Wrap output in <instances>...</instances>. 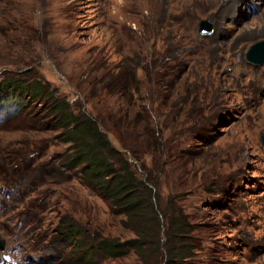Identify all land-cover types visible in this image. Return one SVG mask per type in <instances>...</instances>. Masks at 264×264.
I'll return each mask as SVG.
<instances>
[{
	"label": "rangeland",
	"instance_id": "374dc122",
	"mask_svg": "<svg viewBox=\"0 0 264 264\" xmlns=\"http://www.w3.org/2000/svg\"><path fill=\"white\" fill-rule=\"evenodd\" d=\"M23 17L33 37L17 28ZM202 18L211 21L210 32H199ZM0 19H6L0 21L4 26L15 25L16 39L28 40L29 50L22 53L32 50V71L58 96L103 118L108 106L121 105L105 87L118 71L110 63L135 65L141 77L145 70L136 68L137 55L145 47L161 53L160 60L176 59L180 80L210 94V107L220 117L209 137L182 157L186 164H171L162 175L168 184L162 185L163 194L179 195L191 214L196 264H264V62L246 57L250 44L264 38V0H0ZM4 40L0 37V45ZM10 56L4 62H21ZM149 56L142 60L148 63ZM8 72L24 77L22 66H0V78ZM143 89L144 97L155 93L148 81ZM38 100L0 102V264H81L63 255L71 246L59 232L62 220L84 226L92 219L113 238L133 233L71 173L53 171L66 144L55 137L57 130L37 126L35 111L45 112ZM107 135L126 151L114 134ZM146 159L150 162V155ZM201 173L205 181L199 184ZM136 259L132 251L96 257L90 264H140Z\"/></svg>",
	"mask_w": 264,
	"mask_h": 264
},
{
	"label": "trees",
	"instance_id": "16d2710c",
	"mask_svg": "<svg viewBox=\"0 0 264 264\" xmlns=\"http://www.w3.org/2000/svg\"><path fill=\"white\" fill-rule=\"evenodd\" d=\"M188 18L191 22L192 17ZM22 21L17 25L19 31H28L33 37L25 17ZM4 25L0 24V37L5 39L0 45V66L7 63L22 66L24 77L16 76L15 71L0 78V102L10 106L14 99L23 96L43 101L45 112L39 116L35 111L37 126L57 130L55 137L66 144L63 158L53 171L71 173L82 186L100 197L111 215H120V225L133 233L131 237L113 238L102 234L92 219L84 226L62 220L59 232L71 246L63 252L64 257L90 264L96 257L117 258L133 251L140 264H196L192 259L197 244L191 241L194 230L191 214L181 204L179 195L170 191L163 194L162 185L168 186L163 177L170 165L182 168L186 163L181 159L190 154L193 143L205 140L215 129L214 121L220 116L210 107V94H201L198 84L180 80L176 59L160 60L161 53L155 49L146 52L145 47L142 55L138 53L140 50L136 52L140 60L136 68L145 70L141 77L137 76L135 65L128 69L127 62L110 63V68L118 71L115 76L110 75L111 81L107 80L105 87L121 105L108 106L107 117L97 116L81 109V105L71 107L65 96H58L32 71V50L22 53L29 50L28 40L16 39L18 35L11 30L15 25ZM141 36L147 38L145 34ZM101 49L97 52H102ZM10 55H17L21 62H4ZM147 55L148 63L142 60ZM149 64L153 73L148 70ZM147 81L155 93L146 94V105L143 103L145 91L141 88ZM140 93L141 109L139 98L134 97ZM181 93L182 97L177 99ZM107 131L114 134L126 151L113 145ZM35 149H42L39 142L35 141ZM148 155L150 162L146 159ZM40 169L35 167V171ZM204 181L205 173H201L199 184Z\"/></svg>",
	"mask_w": 264,
	"mask_h": 264
},
{
	"label": "water",
	"instance_id": "95a60500",
	"mask_svg": "<svg viewBox=\"0 0 264 264\" xmlns=\"http://www.w3.org/2000/svg\"><path fill=\"white\" fill-rule=\"evenodd\" d=\"M199 32H210L212 30V23L209 19L202 18L199 20ZM264 38L259 39L253 43L250 44V46L247 49L246 52V57L250 60L253 61L254 63H263L264 62V54L262 55L263 60H259L260 57L259 55L255 52L254 59L251 57L253 51L255 50L256 47H258L260 44L264 45ZM262 141H264V133L262 134ZM2 240L0 239V245H2Z\"/></svg>",
	"mask_w": 264,
	"mask_h": 264
},
{
	"label": "bare ground",
	"instance_id": "6f19581e",
	"mask_svg": "<svg viewBox=\"0 0 264 264\" xmlns=\"http://www.w3.org/2000/svg\"><path fill=\"white\" fill-rule=\"evenodd\" d=\"M255 52L259 55V57H260L259 60H263L262 55L264 54V45L260 44L258 47L255 48V50L253 51V53L251 55V57L253 59H254V56H255Z\"/></svg>",
	"mask_w": 264,
	"mask_h": 264
}]
</instances>
